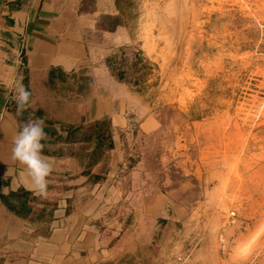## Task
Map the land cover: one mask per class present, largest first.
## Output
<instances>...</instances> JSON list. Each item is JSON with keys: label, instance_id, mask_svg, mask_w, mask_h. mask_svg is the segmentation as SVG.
I'll return each instance as SVG.
<instances>
[{"label": "rangeland", "instance_id": "obj_1", "mask_svg": "<svg viewBox=\"0 0 264 264\" xmlns=\"http://www.w3.org/2000/svg\"><path fill=\"white\" fill-rule=\"evenodd\" d=\"M119 4L127 45L22 119L70 149L62 175L102 186L90 235L56 242L87 248L85 264H264V0ZM40 210L6 220L0 264L51 262L52 205Z\"/></svg>", "mask_w": 264, "mask_h": 264}, {"label": "crops", "instance_id": "obj_2", "mask_svg": "<svg viewBox=\"0 0 264 264\" xmlns=\"http://www.w3.org/2000/svg\"><path fill=\"white\" fill-rule=\"evenodd\" d=\"M120 1L0 0V229L7 230V219L24 222L39 207L38 215L44 216L52 205L50 241H54L46 247L52 253V258L44 257L45 261L51 259L46 264H85L80 251L87 248L77 249L79 259L74 254L67 256L71 244L56 241L62 232L70 240L74 235H90L84 224L99 204L102 186L87 183V175L72 179L62 175L72 160L70 149L60 151L62 146L52 130L53 134L42 141V154L52 171L46 178L45 194H36L24 167L12 158L14 140L25 123L23 117L45 111L43 105L53 96L52 84L90 64L97 55L119 52L131 40L130 28L122 23L125 16ZM104 19L116 20V24L107 28L102 24ZM19 83L31 93L30 106L22 113H18L14 99Z\"/></svg>", "mask_w": 264, "mask_h": 264}, {"label": "clouds", "instance_id": "obj_3", "mask_svg": "<svg viewBox=\"0 0 264 264\" xmlns=\"http://www.w3.org/2000/svg\"><path fill=\"white\" fill-rule=\"evenodd\" d=\"M117 43L120 38L117 37ZM17 95L14 97L18 113H22L30 106V91L19 83L16 87ZM44 119L38 118L25 122L15 137L12 148V158L24 167V172L30 178L32 190L38 195H44L47 188V177L52 171L51 164L42 152L47 139L44 130Z\"/></svg>", "mask_w": 264, "mask_h": 264}, {"label": "built area", "instance_id": "obj_4", "mask_svg": "<svg viewBox=\"0 0 264 264\" xmlns=\"http://www.w3.org/2000/svg\"><path fill=\"white\" fill-rule=\"evenodd\" d=\"M120 55H122V54H120ZM128 57V52H126L124 55H122V58L120 59V62H121V69L122 70H125V67L127 66V60H126V58ZM126 64V66H124ZM17 94V93H16ZM13 98V97H12Z\"/></svg>", "mask_w": 264, "mask_h": 264}, {"label": "trees", "instance_id": "obj_5", "mask_svg": "<svg viewBox=\"0 0 264 264\" xmlns=\"http://www.w3.org/2000/svg\"><path fill=\"white\" fill-rule=\"evenodd\" d=\"M101 125H102V124H96V125H95V128L99 129V128H101V127H100ZM76 131H77V130H76ZM73 132H75V130H74ZM111 149H113V144H112V143H111L110 146L108 147V150H111Z\"/></svg>", "mask_w": 264, "mask_h": 264}]
</instances>
